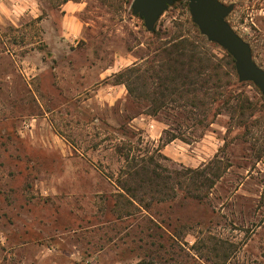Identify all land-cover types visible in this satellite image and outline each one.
I'll use <instances>...</instances> for the list:
<instances>
[{"label": "rangeland", "instance_id": "374dc122", "mask_svg": "<svg viewBox=\"0 0 264 264\" xmlns=\"http://www.w3.org/2000/svg\"><path fill=\"white\" fill-rule=\"evenodd\" d=\"M218 1L234 5L226 22L264 71V0ZM131 2L0 0V264H264V99L236 80V92L261 112L243 125L223 110L206 130L189 106L134 115L150 103L128 99L115 76L195 31L188 0L164 12L156 35L131 14ZM120 127L142 139L141 148L178 137L161 144L168 169L215 159L228 167L203 205L176 199L153 205L145 219L114 222L103 199L117 192ZM147 218L159 226L166 218L161 228L171 240L157 231L151 239Z\"/></svg>", "mask_w": 264, "mask_h": 264}, {"label": "trees", "instance_id": "16d2710c", "mask_svg": "<svg viewBox=\"0 0 264 264\" xmlns=\"http://www.w3.org/2000/svg\"><path fill=\"white\" fill-rule=\"evenodd\" d=\"M191 27L195 31L192 37H171L154 48L150 61L126 68L115 76V84L125 87L128 99L137 105L150 103L147 109L135 112L134 115L154 117L172 104L177 108L189 106L190 113L195 116V124L204 130L214 123L223 110L230 112V119L237 113L242 121L240 124L243 125L245 119H254L263 106L257 109L253 100L244 92H236L242 85L236 81L231 57L225 52L222 57H218L212 51L216 46L201 37L194 25ZM156 34L154 28L152 35ZM222 78L226 79V83H222ZM148 80L154 83L150 92L143 88ZM117 132L126 138L114 148L123 165L113 181L117 192L103 199L114 222H123L134 218L136 214L145 219L146 216L142 213H150L153 205L176 199L203 205L209 191L228 167L222 166L215 159L197 169H168L159 161L166 160L160 149L162 145H167L178 137L171 135L165 141L160 140L162 145L141 148L143 141L133 139L134 132L125 127H120ZM156 221L160 226L147 218L152 227H147L146 230L154 234L148 236L152 239L157 231L156 237L170 241L172 237L168 227L161 228L166 218ZM149 247L163 249L164 245L151 240ZM136 264L154 263L141 259Z\"/></svg>", "mask_w": 264, "mask_h": 264}, {"label": "water", "instance_id": "95a60500", "mask_svg": "<svg viewBox=\"0 0 264 264\" xmlns=\"http://www.w3.org/2000/svg\"><path fill=\"white\" fill-rule=\"evenodd\" d=\"M180 0H132L131 14L143 20L147 32L152 33L164 12ZM234 5L218 0H188L191 23L209 44L222 49L234 62L239 83H251L264 99V71L252 59L250 46L228 25L226 18Z\"/></svg>", "mask_w": 264, "mask_h": 264}]
</instances>
